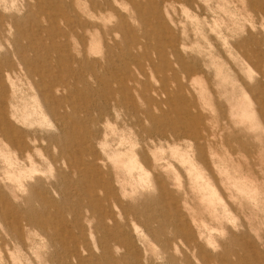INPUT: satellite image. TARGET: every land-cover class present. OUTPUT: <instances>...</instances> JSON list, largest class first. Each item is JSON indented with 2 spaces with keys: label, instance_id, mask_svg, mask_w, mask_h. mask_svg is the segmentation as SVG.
Wrapping results in <instances>:
<instances>
[{
  "label": "rangeland",
  "instance_id": "374dc122",
  "mask_svg": "<svg viewBox=\"0 0 264 264\" xmlns=\"http://www.w3.org/2000/svg\"><path fill=\"white\" fill-rule=\"evenodd\" d=\"M0 264H264V0H0Z\"/></svg>",
  "mask_w": 264,
  "mask_h": 264
},
{
  "label": "bare ground",
  "instance_id": "6f19581e",
  "mask_svg": "<svg viewBox=\"0 0 264 264\" xmlns=\"http://www.w3.org/2000/svg\"><path fill=\"white\" fill-rule=\"evenodd\" d=\"M42 26H43V25H42ZM118 59H119V58H118ZM116 61H117V60H116ZM113 92H114V91H113ZM260 111H261V109H260ZM182 113H183V112H182ZM189 117H190V119H188V120H191V121H190V122H191L190 124H194V122H195L194 119H191V116H189ZM192 118H193V117H192ZM183 124H185V123H183ZM183 124H182V125H183ZM188 125H189V124H188ZM189 127H190V126H189ZM185 128H187V127L185 126ZM191 128H193V126H191ZM193 133H194V129H192V134H193Z\"/></svg>",
  "mask_w": 264,
  "mask_h": 264
}]
</instances>
